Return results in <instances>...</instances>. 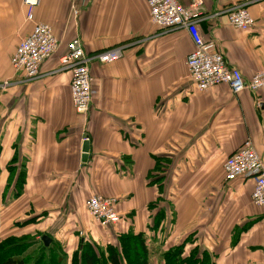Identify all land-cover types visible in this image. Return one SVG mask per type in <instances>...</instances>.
I'll return each instance as SVG.
<instances>
[{"label": "crops", "instance_id": "obj_1", "mask_svg": "<svg viewBox=\"0 0 264 264\" xmlns=\"http://www.w3.org/2000/svg\"><path fill=\"white\" fill-rule=\"evenodd\" d=\"M202 1L204 15L247 6L250 30H237L222 14L200 31L245 78L264 71V0ZM34 22L50 25L61 45L39 77L26 81L14 74L12 58L33 24L23 0H0V243L33 236L37 250L47 235L70 264L81 241L107 248L142 235L149 264L180 245L183 258L198 250L211 264H264V208L252 202L254 183H227L224 172L247 141L264 158V92L257 108L249 91L197 90L187 74L190 36L160 35L145 0H92L77 20L67 0H41ZM75 38L87 54L126 48L118 62L91 66L86 118L73 106L71 72L58 71ZM93 195L118 200L117 225L90 218L84 203Z\"/></svg>", "mask_w": 264, "mask_h": 264}, {"label": "built area", "instance_id": "obj_2", "mask_svg": "<svg viewBox=\"0 0 264 264\" xmlns=\"http://www.w3.org/2000/svg\"><path fill=\"white\" fill-rule=\"evenodd\" d=\"M73 19H78L92 0H67ZM150 7V22L160 35L184 30L190 36L194 49L187 58V74L197 90L206 92L219 85H227L235 95L249 91L257 96L256 105L262 101L258 95L264 92V71L247 79L241 71L231 65L218 43L205 40L199 25L227 15L230 24L241 31H248L255 20L246 5H231L223 12L212 15L202 13L203 1L192 0L185 7L179 0H145ZM41 0H23L27 8V21L33 24L32 31L19 43L12 58V67L16 76L26 81L39 77L41 66L55 55L61 42L54 35L50 25L35 23L34 13ZM125 47H116L105 52L87 54L83 43L75 38L68 45L67 53L62 56L59 72L70 71L72 75L70 91L73 106L78 115L87 117L93 100L92 76L90 68L94 63L103 65L118 62L124 57ZM4 83L2 87H8ZM87 141V139H86ZM225 178L232 182L236 179H250L254 183L252 202L256 207L264 208V158L258 153L252 142H245L237 152L228 157L224 165ZM117 199L102 195H93L86 201V209L95 223L102 227H111L119 223L120 215L115 209Z\"/></svg>", "mask_w": 264, "mask_h": 264}, {"label": "trees", "instance_id": "obj_3", "mask_svg": "<svg viewBox=\"0 0 264 264\" xmlns=\"http://www.w3.org/2000/svg\"><path fill=\"white\" fill-rule=\"evenodd\" d=\"M24 176L21 174L19 180H17L16 189L17 192H15V197H19L22 194V188L24 185ZM12 183V181H9V184ZM161 216H164V214H161ZM160 216V217H161ZM159 219H162V217ZM30 223L27 221L25 224ZM33 236H27L21 239H15V238H9L5 240L4 242L0 243V264H24V260L21 255H23V252L20 251V253H17L20 248H17L16 243L21 240L22 242H26V246L24 247V254L28 255L26 250L30 247L32 244L31 238ZM124 239V242H123ZM29 241V242H28ZM41 244V259L35 262V264H47L45 262V255L49 250L55 251L54 258L55 261L52 264H65L64 262V254L63 252H59L60 249L59 245H56L55 247H52L53 245L50 244L49 247H45L44 243L42 241H39ZM31 243V244H30ZM23 245H21L22 247ZM81 246H84V249L80 248ZM78 251L75 253L72 261L70 264H78L79 259L82 260L81 264H100L101 258L103 257V252H100L99 248H96L93 244H88L85 241H81L79 245ZM80 251L82 254L80 255ZM108 251V261L109 264H148L149 263V251L147 249L146 243L143 241L142 235L138 236H122L119 239V242L114 245H108L107 246ZM183 252H184V245L177 246L173 249H170L166 253H164L165 264H203L206 262V264H211L208 262V259L206 257L203 258L205 253H203L201 256L198 255V250H196L195 253H192V255L189 258H183ZM32 254V253H31ZM101 264H104L101 262ZM106 264V263H105Z\"/></svg>", "mask_w": 264, "mask_h": 264}, {"label": "rangeland", "instance_id": "obj_4", "mask_svg": "<svg viewBox=\"0 0 264 264\" xmlns=\"http://www.w3.org/2000/svg\"><path fill=\"white\" fill-rule=\"evenodd\" d=\"M237 180V179H236ZM227 181V180H226ZM235 181V180H234ZM15 184H16V181H13ZM12 182V183H13ZM233 182V181H232ZM227 183H231V182H229V181H227ZM14 191L15 192H17V189H16V186H15V188H14ZM90 198V197H89ZM88 198V199H89ZM87 199V200H88ZM86 200V201H87ZM86 201H85V203H84V206H85V209H86ZM117 203H118V200H117ZM117 203H116V205H115V209H116V206H117ZM86 211H87V213H88V215L90 216V218H92V216L89 214V212H88V210L86 209ZM116 211H117V209H116ZM117 213L119 214V212L117 211ZM92 220H93V218H92ZM94 221V220H93ZM94 223V222H93ZM96 225L98 226L99 224H97L96 223ZM100 226V225H99ZM110 227V226H109ZM121 238V237H120ZM32 241H34V237H32L31 238V241L30 242H32ZM29 242V241H28ZM123 242H124V239H123ZM86 243H90V244H93L96 248H99L100 249V252L102 251L103 252V257L101 258V261H100V264H101V262H103L104 264L106 263V264H109V261H108V251H107V248L106 247H102V246H100V245H97V244H95V243H91V242H89V241H86ZM31 244V243H30ZM21 245H23L22 247H21ZM16 246H17V248H20V250L17 252V253H20V251H22L23 252V255H21L20 257H22V259L24 260L23 262H24V264H35V262L36 261H38L39 259H41L42 257V255L40 254L41 253V247H38L37 246V250H36V248H33V246H32V244L30 245V247L26 250V252L28 253V255H25L24 254V250H25V246H26V242H22L21 240H19L17 243H16ZM32 248H33V250H32ZM60 248V247H59ZM80 248H82V250L84 249V246H81ZM79 248V249H80ZM191 249H194L192 246H191ZM31 250H32V254L30 253L31 252ZM81 250V249H80ZM81 250V251H82ZM60 253L62 252V250H61V248L58 250ZM80 251V255L82 254V252ZM150 252V251H149ZM55 253V251H53V250H49L48 252H47V254L45 255V262L47 263V264H52V263H54V261H55V258H54V254ZM198 255H199V251H198ZM32 256V257H31ZM41 257V258H40ZM204 257H206L207 259H208V262L209 263H211V260H210V258H209V256L207 255V254H205L204 256H203V258ZM63 263H65L66 264V262L64 261ZM82 263V260H80L79 259V261H78V264H81ZM149 264V263H148ZM161 264H165V260H163V261H161ZM203 264H206V262H204Z\"/></svg>", "mask_w": 264, "mask_h": 264}, {"label": "water", "instance_id": "obj_5", "mask_svg": "<svg viewBox=\"0 0 264 264\" xmlns=\"http://www.w3.org/2000/svg\"><path fill=\"white\" fill-rule=\"evenodd\" d=\"M82 152H83L82 162L86 163L88 159V153H89V142L88 141L84 143ZM42 241L45 247H49L52 242V239L49 236L45 235L42 237Z\"/></svg>", "mask_w": 264, "mask_h": 264}]
</instances>
